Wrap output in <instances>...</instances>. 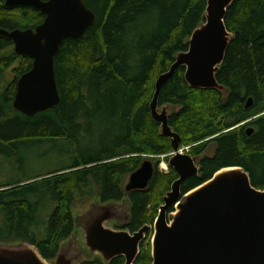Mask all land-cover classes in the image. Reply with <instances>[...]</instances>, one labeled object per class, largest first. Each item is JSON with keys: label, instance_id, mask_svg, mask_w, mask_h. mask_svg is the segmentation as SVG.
I'll use <instances>...</instances> for the list:
<instances>
[{"label": "trees", "instance_id": "1", "mask_svg": "<svg viewBox=\"0 0 264 264\" xmlns=\"http://www.w3.org/2000/svg\"><path fill=\"white\" fill-rule=\"evenodd\" d=\"M207 1L84 0L96 24L83 37L64 41L55 59L61 102L34 117L14 109L17 81L33 60L17 55L13 42L0 36V167L18 164L17 174L0 182L1 245L35 246L55 262L76 232L77 202L94 197L102 204L129 199L124 229L130 233L154 225L178 175L171 167L161 173L157 163L148 188L127 192L124 183L145 160L173 151L150 103L158 77L188 50L204 23ZM44 20L34 8H8L0 0V29H36ZM225 23L233 39L217 80L227 94L191 88L182 67L159 98L160 106L172 108L169 123L181 147L202 154L200 177L183 184L184 195L236 167L264 190V0H235ZM249 98L254 103L247 109ZM38 148H48L50 159L56 153L60 164L28 175V160ZM147 236L136 264L153 262ZM79 264L106 263L95 256ZM110 264H125V258Z\"/></svg>", "mask_w": 264, "mask_h": 264}, {"label": "water", "instance_id": "2", "mask_svg": "<svg viewBox=\"0 0 264 264\" xmlns=\"http://www.w3.org/2000/svg\"><path fill=\"white\" fill-rule=\"evenodd\" d=\"M235 0H208L204 23L188 40L189 48L179 53L169 71L155 83L150 103L152 118L161 126V135L171 139L174 153L169 166L178 179L164 198L153 226L152 264H264V190L252 185L243 168H227L209 181L182 192L183 184L200 177L197 159L180 154L182 138L169 123L171 106H160L159 98L176 71L185 68V80L193 89L227 88L217 80L233 35L226 27V16ZM31 7L45 15L36 29H0V36L11 40L15 53L33 60L32 69L17 81L14 109L34 117L57 107L61 102L55 59L66 39L83 37L96 24V15L84 0H6V7ZM249 98L246 108L252 107ZM254 133L252 128L247 134ZM155 174V165L145 160L129 178L126 191L148 188ZM113 203L102 207L83 226L86 246L91 256H100L106 264L124 257L125 264H136L149 225L138 232L116 231L106 227L117 215ZM174 210L171 214L170 211ZM171 215V216H170ZM169 217H171L169 219ZM80 254L70 255L61 247L54 264H79ZM0 264H49L35 246L0 244Z\"/></svg>", "mask_w": 264, "mask_h": 264}, {"label": "rangeland", "instance_id": "3", "mask_svg": "<svg viewBox=\"0 0 264 264\" xmlns=\"http://www.w3.org/2000/svg\"><path fill=\"white\" fill-rule=\"evenodd\" d=\"M8 78L11 79L12 75L8 74ZM182 147L184 148L189 147V151H190V146H182ZM189 151H184L183 154L189 155L188 154ZM49 152L50 151H48V148H42V149L38 148L35 151V153L31 154L32 156L28 160L30 163L28 164V168L26 171L28 175L30 173H33V174L44 173L51 168L57 167L58 164H60V161L54 158V155H56V153L50 159L49 158L50 156H48ZM27 159H28V155H27ZM165 159L167 160L166 164L169 169L167 157ZM147 160H150V159H147ZM151 161L153 162L155 167H156V164L158 163L159 171L161 173H165V171L169 172V170H165L162 168L163 160L161 159L152 160L151 159ZM17 166L18 164L15 165L14 161H10V163L6 162L5 166H1L0 167V182L8 179V177L9 179L14 177L17 174L16 172V168H18ZM129 178L130 176L126 178L124 187L128 185ZM114 203L115 204H113L112 212L115 213V215H117V218L114 221L107 222L106 227L116 230V231H124L125 230L124 226L130 218V210H131L130 201L129 199L125 198L121 202H114ZM104 205L106 204H102L98 197L82 199L77 202L73 210V214H74L75 221H76V232L69 241H67L66 243L62 245V247L70 251V255H73L75 253L80 254L83 256L84 260L89 259L91 257L93 258L95 257L94 255L91 256L86 246L85 233H84L83 226L87 223V221L90 219L92 215L96 214L97 212H100V210L102 209V207H104ZM170 218L171 217H169V219ZM153 226L154 225L151 226L152 227V230L150 231L151 235L147 236L149 237V240L147 241V243H151V248H152V238L154 234ZM49 264H54V262H49Z\"/></svg>", "mask_w": 264, "mask_h": 264}, {"label": "flooded vegetation", "instance_id": "4", "mask_svg": "<svg viewBox=\"0 0 264 264\" xmlns=\"http://www.w3.org/2000/svg\"><path fill=\"white\" fill-rule=\"evenodd\" d=\"M170 139V138H169ZM171 140V139H170ZM188 154L190 155V156H192V157H194V158H196L197 159V163H198V165H199V167H200V160H201V158H202V154L201 155H196V156H193L192 155V147H191V149H190V151L188 152ZM183 155H185V154H183ZM204 156V155H203ZM166 157L165 156H162L160 159L161 160H163L164 162H167V160L165 159ZM201 169V168H200ZM176 173V172H175ZM150 233V232H149ZM148 234V233H147ZM147 234H146V236H147ZM146 239V238H145Z\"/></svg>", "mask_w": 264, "mask_h": 264}, {"label": "built area", "instance_id": "5", "mask_svg": "<svg viewBox=\"0 0 264 264\" xmlns=\"http://www.w3.org/2000/svg\"><path fill=\"white\" fill-rule=\"evenodd\" d=\"M190 149H191V147H190ZM184 151H189V147H187V148H184V147H183V148L179 151V153L183 154ZM174 155H175V153H170L169 155H166V157H171V156H174ZM162 168H163V167H162ZM165 170H168V167L165 168ZM165 173H167V172L165 171Z\"/></svg>", "mask_w": 264, "mask_h": 264}, {"label": "bare ground", "instance_id": "6", "mask_svg": "<svg viewBox=\"0 0 264 264\" xmlns=\"http://www.w3.org/2000/svg\"><path fill=\"white\" fill-rule=\"evenodd\" d=\"M162 167H163V169H165V168L168 167L167 164H166V162L163 161Z\"/></svg>", "mask_w": 264, "mask_h": 264}]
</instances>
